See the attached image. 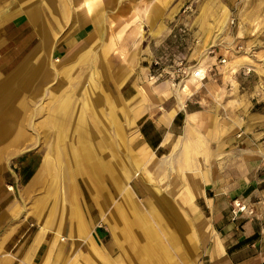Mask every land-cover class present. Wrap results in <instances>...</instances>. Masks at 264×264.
I'll return each mask as SVG.
<instances>
[{"label": "rangeland", "instance_id": "374dc122", "mask_svg": "<svg viewBox=\"0 0 264 264\" xmlns=\"http://www.w3.org/2000/svg\"><path fill=\"white\" fill-rule=\"evenodd\" d=\"M61 7L65 17L63 33L78 24L80 12L93 14V40L87 52L84 48L78 56L76 53L56 61L54 71L52 58L47 59L43 70L21 71L19 78L24 82L20 98L24 106L19 114L4 110L0 103V129L9 128L7 141L0 135V143L9 145L0 148V167L12 165L18 170L27 155L40 153L46 157L47 166L41 176L44 179L48 173L47 194L52 191L55 203L39 205L37 197L22 200L16 190L17 207L4 208L26 216L49 212L51 217L60 211H71L78 215V222L88 220L89 230L101 225L109 236L104 243L95 242L106 253L99 261L88 258L87 246L70 249L65 244L56 255L48 259L44 256L37 264H117L120 250L111 246L105 218L115 212L120 201L116 192L119 187L121 194L123 188L131 189L135 202L146 214L151 206L159 207L153 188L171 200L188 223L179 240L190 254L191 264L207 259L213 242L211 232L207 236L197 232L205 217L196 200L197 193L213 180L223 189L246 181H263L259 186L261 195L248 197L245 202L256 216H244L264 225V0H63ZM62 40L56 41L54 47ZM155 59H161L166 72L157 82L151 80ZM197 70L203 71L205 80L194 77ZM177 95L182 110L189 104L186 110L193 113L188 114L193 120L191 133L185 135V128L181 136L185 137V145L180 138L172 153L181 146L190 167L180 173L175 166L159 174L155 167L143 163L138 178L131 174L124 179L121 170L118 178L108 176L98 183L87 182L81 173L64 177V163L59 160L64 144L59 143V134L65 129L56 118L62 116L60 107L65 100L82 107L97 97L119 99L122 110L118 118L124 128L126 155L142 148L137 135L138 118L152 105L161 111L175 109ZM5 114L15 118L14 126L9 122L5 125ZM125 160H129L128 155ZM195 170L200 175L199 182L193 178ZM95 191L104 207L97 202ZM64 195L67 202L63 201ZM178 199L183 208L178 206L182 204ZM193 218L197 219L195 224L191 222ZM159 238L166 241L163 235ZM49 244L47 241L42 254L47 253ZM121 244L126 245L124 238ZM262 245L264 252V232Z\"/></svg>", "mask_w": 264, "mask_h": 264}, {"label": "crops", "instance_id": "0c3cea01", "mask_svg": "<svg viewBox=\"0 0 264 264\" xmlns=\"http://www.w3.org/2000/svg\"><path fill=\"white\" fill-rule=\"evenodd\" d=\"M62 3L63 0H0V103L4 110L11 109L12 113L19 114L20 107L24 106L20 98L24 82L19 78L21 71L43 70L47 59L51 58L54 71L56 61L76 53L78 56L84 48L87 52L93 40V14L86 16L80 12L76 20L78 24L63 33L65 17ZM62 38L61 44L54 47L56 41ZM15 82L18 83L14 85ZM180 95L185 105L183 92ZM70 104L72 101L65 100L60 107L62 116L56 118L59 126L65 129L59 134V143L64 144V151L59 155L60 162L64 163V177L81 173L87 182L95 180L98 183L108 176L118 178L121 170L124 179L125 175L131 174L138 178L142 174L143 163L155 167L159 174L175 166L181 173L191 166L181 146L172 153L185 128V135L191 133L193 120V116H188L193 113L186 110L189 104L182 110L178 95L175 109L161 111L157 105H152L138 118L137 135L142 148L136 153L130 150L126 154L128 161L123 152L126 142L124 128L118 118V112L122 110L119 99L104 96L92 102L87 100L82 107ZM98 107H101L99 111L96 110ZM5 116V125L9 122L11 127L14 126L15 118H8V114ZM131 125L129 122L128 126ZM8 134V126L0 129L2 140L7 141ZM181 139L184 146L185 137ZM4 141L0 143L1 149L9 146H3ZM45 161L46 157L33 152L20 162L18 170H14L12 165L0 167V264H37L44 256L48 259L56 255L65 244L70 249L87 246L88 258L94 261L104 258L106 253H102L96 243H104L109 235L101 225L94 226L93 231L89 230L88 220L78 222V215L71 211H60L57 216L52 214L51 217L49 212L28 216L10 212L8 205L17 207L16 190L22 200L37 197L39 205L55 203L51 200L52 191L51 195L47 194L50 191L48 173L44 179L41 176L47 167ZM192 174L199 182V173L195 170ZM217 182L213 180L196 196L201 203L200 212L205 217L197 226V232L201 236H207L209 232L213 234L209 256L201 264H264V225L244 215L234 217L232 212V201L245 198L246 202L248 197L260 196L263 190L259 186L263 181H253L252 184L246 181L244 185L224 189ZM73 188L79 189L77 186ZM153 189L159 207L151 206L150 213L146 214L135 202L131 189L123 188L121 194V187L117 188L120 201L115 205V212L105 218L112 237L111 246L120 250L115 262L191 264L190 254L184 251L179 240L180 233H186L188 223L169 198L161 197ZM63 198L67 202L65 195ZM95 198L99 203L101 199L97 192ZM176 201L182 203L178 206L183 208V202L180 199ZM4 205L7 206L4 208ZM100 206L104 207L103 204ZM196 221V218L191 219L193 224ZM162 235L165 242L159 238ZM122 238L126 242L124 246ZM47 241L50 244L44 255L42 250Z\"/></svg>", "mask_w": 264, "mask_h": 264}, {"label": "built area", "instance_id": "2783aa9c", "mask_svg": "<svg viewBox=\"0 0 264 264\" xmlns=\"http://www.w3.org/2000/svg\"><path fill=\"white\" fill-rule=\"evenodd\" d=\"M232 25L235 24V20L233 19L232 22H231ZM223 62H226L225 60H223ZM163 63L161 62V59H155L153 62H152V72L153 74H151V80L152 81H159L161 78H164V74L166 73L165 72V68L163 67L162 65ZM181 71V69H180ZM185 73V71H184ZM193 75V73H192ZM195 77L197 78H200V70H197L195 73H194ZM201 80H205V77H202L200 78ZM232 212H233V215L234 217H240V216H243V215H247L248 217H255L256 216V213H255V210L254 209H251L247 204H245L244 201H241V200H235L233 202V208H232Z\"/></svg>", "mask_w": 264, "mask_h": 264}, {"label": "bare ground", "instance_id": "6f19581e", "mask_svg": "<svg viewBox=\"0 0 264 264\" xmlns=\"http://www.w3.org/2000/svg\"><path fill=\"white\" fill-rule=\"evenodd\" d=\"M196 72V71H195ZM236 72V70L234 69V73ZM203 75V71H200V76H202ZM194 77H195V75H194ZM197 78V77H196ZM98 113V112H97ZM112 114H114V113H112ZM117 117V116H116ZM172 119V118H171ZM118 120V119H117ZM170 122V121H169ZM137 157V156H136ZM161 159V158H160ZM170 160V159H169ZM169 160H167V162L169 161ZM172 160V159H171ZM172 162V161H171ZM171 165V164H170ZM131 171V170H130ZM119 248V247H118Z\"/></svg>", "mask_w": 264, "mask_h": 264}]
</instances>
